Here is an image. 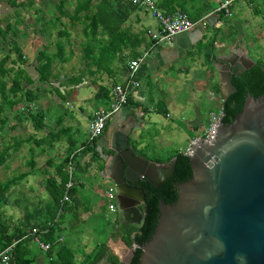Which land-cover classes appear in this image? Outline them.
I'll use <instances>...</instances> for the list:
<instances>
[{"label": "crops", "instance_id": "crops-1", "mask_svg": "<svg viewBox=\"0 0 264 264\" xmlns=\"http://www.w3.org/2000/svg\"><path fill=\"white\" fill-rule=\"evenodd\" d=\"M25 1L29 3V0ZM154 1L158 4L161 3L163 10H178L182 7L195 25L189 31L173 36L169 43H154L146 35V30H155L156 23L145 10L138 7L130 15L126 24L131 33L138 34L139 37L132 38L134 50L130 52L129 48L126 49L125 55H130L135 51L137 56L146 52L147 57L141 63L138 71L139 87L129 93L126 105L112 116L108 126L131 127L129 141L136 139L139 143L137 148L140 149L151 148V144L160 135L157 130H150L151 124H153L150 113H159L160 107L164 106L165 117L172 119L170 109H173L174 112L179 111L188 100L185 92L189 91L188 84H197L198 89L203 92L201 98L203 106L207 109L206 124L208 114L222 106L223 93L225 92L223 79L219 71L213 67V64L216 63L215 57L234 56L236 58L235 65H241L242 60L240 59L243 55L250 56L247 41H255L258 35L259 38L264 39L263 33L259 34V30L255 29L254 22L252 27L248 28L251 22L248 23L249 18L247 19V8H252L258 2L264 3V0H234L231 5V17L214 12L218 4L224 0ZM19 2L22 4L24 0ZM33 2L35 8L38 9V14L35 16L31 10L23 8L25 9L24 14L27 15V19L29 17V20H26V23H23L20 28L19 41L22 52L24 48L27 49L26 52L29 50L31 52L29 56L23 54V59L27 62L26 70H32L31 78L37 77L34 57L39 47L44 44L49 45L50 52L56 50L55 27L60 28L65 24V29L70 35L68 42H65L63 61L57 59L53 64L54 80L48 86L45 85L46 92L33 103L37 109L43 111V127L34 130L30 119L10 113L6 114L8 122L0 130V145L4 144L8 153L3 164L8 175L4 181L26 172L25 167L29 168L28 163L31 159H34L36 165L33 169H27L30 171L29 174L12 185L6 194L5 221H9L7 224L12 226L15 224L12 220L15 218L18 221L22 217L26 205L30 208L34 206L39 208L44 205L48 199V193L43 186L46 177L49 173H53L66 154L78 151V167L75 174L76 189L71 200L76 203L77 207L74 220L72 215L65 214L64 221L60 225L59 237L68 242L73 249L79 245V247L82 246V250H87V253H90L95 245L102 241H98L94 246L81 245L77 239H72L71 235L83 238L84 229H88L92 239L95 234H100L97 209L103 206L104 202L93 196L92 192L87 197L78 190V186L83 184L82 178L86 182L91 176L98 177V180L101 181L109 180L103 169L98 168L99 161H92V151L84 149V142L88 140L87 124L91 115L105 105L104 99L95 100L99 88L106 87L110 91L111 86L123 83L126 80V66H122L119 62L120 56L112 60L107 57L104 59V65L108 64L111 71H107L104 67L103 70L96 71V64H89L90 62L82 59L80 51L82 46L78 38L82 37V43L85 40L81 33V26L78 23H71L66 16L60 18L59 21L52 19L54 15H58L56 12L57 0H34ZM72 3L73 0L72 2L70 0L69 4L67 3L68 11L72 9L70 5ZM253 12L255 15H259L258 8H254ZM248 32L250 33L248 34ZM52 47L53 50H51ZM209 54L210 56L207 57ZM191 88L194 89L193 86ZM89 91L90 93L87 94L86 92ZM73 101L78 104V110L74 113L72 112L74 111ZM63 106L73 107V110L71 109L70 113L63 115L60 110ZM84 119L86 126L83 128L82 121ZM197 127L196 123L192 125V128L198 130ZM103 135L92 145L99 155L101 150L108 145ZM197 137H199L198 134L190 136L187 146L191 139ZM140 209L144 213L143 204L140 205ZM117 218L123 226L135 227L131 219L128 221L120 214L117 215ZM114 234L113 227L105 233L103 242H105L108 253L104 258L109 264H113L109 259L122 264L121 261L129 258L133 248L128 247L121 237L114 236ZM31 246L32 249L35 248L34 253L37 255L36 264H44L43 252L38 250L35 244L31 243ZM89 247L90 249H87Z\"/></svg>", "mask_w": 264, "mask_h": 264}, {"label": "water", "instance_id": "water-1", "mask_svg": "<svg viewBox=\"0 0 264 264\" xmlns=\"http://www.w3.org/2000/svg\"><path fill=\"white\" fill-rule=\"evenodd\" d=\"M215 60L226 99L236 91V58ZM240 60L243 70L254 63L248 54ZM222 117L211 142L200 138L191 145L192 176L176 185V202L159 201L158 222L139 264H264V95L247 93L232 123L223 124ZM130 131L109 126L104 137L111 155L103 171L116 186L118 214L140 228L145 192L136 182L159 186L173 175L176 159L157 163L139 155ZM133 256L134 248L121 263L129 264ZM96 264L109 263L103 258Z\"/></svg>", "mask_w": 264, "mask_h": 264}, {"label": "trees", "instance_id": "trees-1", "mask_svg": "<svg viewBox=\"0 0 264 264\" xmlns=\"http://www.w3.org/2000/svg\"><path fill=\"white\" fill-rule=\"evenodd\" d=\"M8 1L10 6L15 8L14 11L22 6L26 10H31L35 16L38 14V9L35 8L33 0H29V3L24 0L22 4L17 0ZM69 1L57 0L56 12L58 15H54L52 19L59 21L61 17L66 16L71 23H78L81 26V33L85 40L81 43L82 59L90 62L89 64H96V71L103 70V67L107 71H111L108 64L104 65V59L108 57L112 60L120 56L119 62L122 66H126L127 72L130 60L136 58L138 54L133 51L132 54L125 55V50L128 48L130 52L134 50L132 48V38L137 39L139 35H133L126 24L130 15L138 6L133 4L132 0H73V3L70 4L72 9L68 11L66 5L69 4ZM157 5L159 8L162 7L161 3H157ZM178 10L185 12L182 7ZM163 11L173 13L177 10ZM219 13L222 14L223 12ZM55 30L56 50L49 52V45L44 44L39 47L34 57L37 77L31 78L25 70L27 62L23 59L20 42L16 39L18 31L15 30L9 20L2 23L0 17V130L8 122L4 104H6L8 111L15 114V116L22 115L26 119H30L34 130L43 127V111L37 109V106L34 109L32 105L46 92L45 87L54 80L55 74L52 71V66L57 59L63 61L65 42H68L70 35L65 29V24L60 28L55 27ZM209 56L210 54L207 55V57ZM8 75H12L9 85L6 81ZM232 83L236 87V91L222 100L223 117L221 121L223 124H230L234 121L235 116L242 109L247 93H250L254 98L264 95V60L261 58L256 59L252 68L249 70L240 69L239 73L237 68L232 69ZM108 92L106 87H100L95 95V100L104 99L105 105L103 107L108 104ZM158 112L164 116L166 115L164 106L160 107ZM94 142L95 140H87L83 145L85 150L92 151V161L99 159V153L92 148ZM129 142L137 151L138 141L130 139ZM71 153L66 154L61 159L53 173H49L43 182V186L48 193V199L44 205L39 206V208L36 206L30 208L26 205L22 217L12 226L7 224L9 221L6 222L2 218L3 207L7 201L6 194L10 191L12 185L25 178L30 171L19 173L15 177L0 182V250L17 241L7 264H36L37 255L33 252L31 246V243H35L30 236H24L34 228L41 232L40 237L43 241L52 243L59 237L60 225L64 221L65 214L69 213L74 220L76 203L74 201L71 203L62 201L65 184L68 180L67 164ZM139 155L144 156L142 152ZM7 156V149L5 147L0 148V165L4 164ZM172 158L176 159V163L174 173L169 179L157 187L146 182L140 184L145 192L144 222L142 226L140 228L125 227L120 222H117L116 226H112L115 229L114 236L121 237L128 247L134 248V256L129 264H139L142 246L150 240L155 231L158 222L159 201L165 204L176 202V185L188 181L192 176L190 159L179 150L170 152L164 158L149 159L157 163H167ZM75 165L77 169V160ZM28 166L30 169L35 167L34 159H31ZM98 168L102 170L103 164L100 163ZM75 189L76 179L75 185L69 192L71 200ZM38 250L40 249L38 248ZM40 251L43 252L45 257L44 264H96L108 253L103 241L96 244L90 253H84L82 260L76 259L75 250L68 242L63 240L47 251ZM109 261L113 264H119L111 259Z\"/></svg>", "mask_w": 264, "mask_h": 264}, {"label": "rangeland", "instance_id": "rangeland-1", "mask_svg": "<svg viewBox=\"0 0 264 264\" xmlns=\"http://www.w3.org/2000/svg\"><path fill=\"white\" fill-rule=\"evenodd\" d=\"M18 2L21 0H17ZM34 1V0H33ZM254 8H258L259 15H255L253 12ZM15 8L10 6L8 0H0V17L2 18V23H6V21H10L15 30H17V37L16 39L20 41V28L22 27L23 23H26L25 21L29 20V17L27 19V15L25 13V9L23 7H18L17 11H14ZM237 16V15H236ZM235 16V17H236ZM63 18V17H61ZM65 18V17H64ZM249 18V19H248ZM247 19L248 23L250 25L248 28L250 29V26L252 27L253 22L255 23V29L259 30V34L263 33L264 36V3H255L252 8H247ZM66 20V19H64ZM247 23V25H248ZM249 31V30H248ZM250 32H248L249 34ZM259 36V35H258ZM256 37L255 41L249 42L247 41V48L248 52L250 54V57L253 58V61L256 59H263L264 60V39ZM248 39V38H247ZM78 40L80 41V44L82 43V37H79ZM251 43V44H250ZM82 45V44H81ZM8 49V47H6ZM27 49L24 48L23 54L29 56V51L26 52ZM53 50V47L51 48ZM49 51V48H48ZM82 53V49H80ZM50 52V51H49ZM52 52V51H51ZM54 67L52 66V71ZM26 70V69H25ZM27 74L31 77L32 76V70L28 69L26 70ZM11 76L8 75L6 77V81L8 85L11 83ZM194 87L192 89L191 87ZM187 89L189 91H185L186 95L188 96V100L186 104L182 105V108L179 111H175L173 109H170L172 113V119L166 118L161 113H150L151 120L153 121V124H151V131H158L159 137L155 139V142L151 144V148L144 149L143 148H137V152L144 154L147 158H164L167 156L170 152L174 150L182 151L186 148L187 142L189 140V137L195 134H198L199 136L202 135L203 130L205 129V116L207 114L206 107L203 106L202 101L203 99L201 96H203V92L198 89V85H192L188 84ZM87 94L90 93L86 92ZM73 107L74 111L78 110V104L76 101H73ZM73 107H66L63 106L60 108L61 114H68L70 113L71 109L73 110ZM5 113L10 114V112L7 109L6 104H4ZM215 112H217V109H214ZM217 110V111H216ZM197 124L198 130L195 128H192V125ZM83 128L86 126V120L84 119L82 121ZM153 129V130H152ZM83 136V134H82ZM151 141V139H150ZM4 147V144L0 145V148ZM36 166V165H35ZM30 168V167H29ZM27 166L25 167L26 171L29 169ZM7 172L5 171L3 165H0V182L4 181L7 177ZM82 180L85 182V179L82 178ZM79 184L78 190L82 191L87 197L92 192V195L97 197L100 201L104 202L103 206L98 207L97 212L100 223V234H95L93 239L90 233L88 232V229H84V233L82 234V237H78L77 235H71L72 239H77V241L82 245L88 244V246H94L98 241H104L105 239V233L110 231L113 222L112 217L108 216L106 217L105 211V203H107L106 199V191L108 189V185H112L109 181H101L98 180V177L91 176L85 183ZM92 202V201H90ZM4 210V207H3ZM2 218L5 220L4 212ZM13 223H16V219L14 218ZM59 238V237H58ZM80 239V241H79ZM92 241L90 242V240ZM87 249H90L87 248ZM75 254L77 260H82L84 253H87L88 251L82 250V246L79 247V245H76L75 248ZM33 252H35V248H33Z\"/></svg>", "mask_w": 264, "mask_h": 264}, {"label": "built area", "instance_id": "built-area-1", "mask_svg": "<svg viewBox=\"0 0 264 264\" xmlns=\"http://www.w3.org/2000/svg\"><path fill=\"white\" fill-rule=\"evenodd\" d=\"M234 0H224L218 4V7L214 9V12H223L226 16H232L231 5ZM132 3L137 5L146 11L151 19L156 23L155 30H146V35L154 43H169L170 39L180 33H184L192 29L195 23L189 18V16L182 11H175L173 13H166L163 11L154 0H132ZM147 53H143L136 58L130 60L127 67L126 80L121 84H115L110 87L108 104L105 107L97 109L88 121L87 124V139L89 141L97 140L105 132L108 123L112 116L118 112L128 101L129 93L139 87V80L137 78L138 71L141 63L146 59ZM34 109L36 107L32 105ZM223 116L222 106L217 112H210L208 114L207 123L202 135L197 138H193L189 141L188 146L181 152L185 156L193 155V150L190 148L191 145L195 144L200 138L204 142H211L215 132L214 129L218 127L215 124L219 121V118ZM77 152L74 151L69 155V160L67 164L68 180L65 184V192L63 194L62 201L71 203L70 189L75 185V173L77 160ZM107 203L106 207V217L111 216L113 225L116 226L118 222V210H117V200H116V186L114 184L110 185L106 191ZM41 232L36 229L29 231L24 237L30 236L32 241L37 245V247L42 251L49 250L53 245L61 242L63 239L61 237L57 238L54 242H45L40 237ZM17 241L10 244L3 250H0V262L1 264H7L10 258L11 251Z\"/></svg>", "mask_w": 264, "mask_h": 264}, {"label": "flooded vegetation", "instance_id": "flooded-vegetation-1", "mask_svg": "<svg viewBox=\"0 0 264 264\" xmlns=\"http://www.w3.org/2000/svg\"><path fill=\"white\" fill-rule=\"evenodd\" d=\"M254 64H255V61H254V63H253L251 66L248 67L247 70H249L250 68H252V67L254 66ZM247 66H248V62H247ZM235 68H237V72H238V73L240 72V69L243 70L242 65H239V64H236V65L234 64V66L232 67V69H235ZM108 128H109V126L107 127V129H108ZM107 129H106L105 132L103 133V134H104L103 136H105ZM108 146H109V145H107L106 148H103V149L101 150L102 152L100 153V155H99V159H98L99 163L104 164L105 161L109 159V156L111 155V151H110V149L108 148ZM136 152H137V151H136ZM138 154H139V153H138ZM103 161H104V162H103ZM143 182H146V181H144V180H139V181L136 182V185L140 187V184L143 183ZM146 183H148V182H146ZM148 184H149V183H148Z\"/></svg>", "mask_w": 264, "mask_h": 264}]
</instances>
